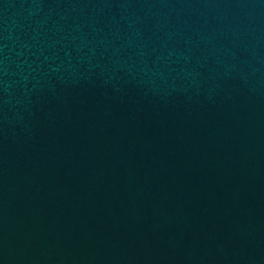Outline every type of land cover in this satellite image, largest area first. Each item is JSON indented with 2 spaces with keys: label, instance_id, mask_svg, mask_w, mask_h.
<instances>
[{
  "label": "water",
  "instance_id": "95a60500",
  "mask_svg": "<svg viewBox=\"0 0 264 264\" xmlns=\"http://www.w3.org/2000/svg\"><path fill=\"white\" fill-rule=\"evenodd\" d=\"M0 264H264V0H0Z\"/></svg>",
  "mask_w": 264,
  "mask_h": 264
}]
</instances>
